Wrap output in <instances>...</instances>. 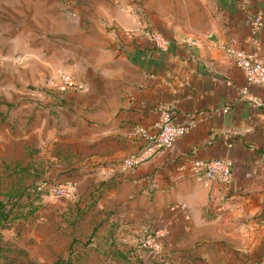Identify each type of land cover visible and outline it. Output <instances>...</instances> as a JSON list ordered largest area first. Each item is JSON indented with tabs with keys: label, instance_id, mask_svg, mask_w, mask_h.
I'll use <instances>...</instances> for the list:
<instances>
[{
	"label": "crops",
	"instance_id": "obj_1",
	"mask_svg": "<svg viewBox=\"0 0 264 264\" xmlns=\"http://www.w3.org/2000/svg\"><path fill=\"white\" fill-rule=\"evenodd\" d=\"M67 1L74 27L58 37L67 43L59 58L84 89H26L53 102L25 106L48 147L41 158L54 169L74 162L55 178L74 179L82 166L92 203L128 205L132 218L122 222L163 231L181 261L264 264V88L247 83L226 50L264 61V0ZM152 29L199 43L162 50L145 36ZM163 111L193 126L169 147L142 149L137 129ZM130 155L136 166H117ZM214 158L230 162L229 179L195 171L194 160Z\"/></svg>",
	"mask_w": 264,
	"mask_h": 264
},
{
	"label": "rangeland",
	"instance_id": "obj_2",
	"mask_svg": "<svg viewBox=\"0 0 264 264\" xmlns=\"http://www.w3.org/2000/svg\"><path fill=\"white\" fill-rule=\"evenodd\" d=\"M70 8L67 0H0V199L28 187L47 192L23 221L0 228V264H49L60 256L75 264H144L147 259L177 264L175 244L162 239L153 248L144 241L153 229L122 222L132 218L128 205L92 203L94 194L83 192L89 181L82 166L74 179H55L74 162H59L63 167L54 169L50 159L41 158L48 147L39 141L34 110L25 106L48 110L53 102L30 97L33 91L22 86L30 82L40 93H50L52 76L67 70L59 58L67 43L58 37L73 30L67 22ZM48 128L44 126V133ZM58 180L73 181L74 193L53 195L51 187ZM102 183L97 188L104 192Z\"/></svg>",
	"mask_w": 264,
	"mask_h": 264
},
{
	"label": "built area",
	"instance_id": "obj_3",
	"mask_svg": "<svg viewBox=\"0 0 264 264\" xmlns=\"http://www.w3.org/2000/svg\"><path fill=\"white\" fill-rule=\"evenodd\" d=\"M255 21L260 24V17H256ZM146 38L155 47L166 50L171 44H186L189 46H196L199 41L192 35H184L181 37L169 36L158 29L147 31ZM228 53L235 55L236 62L241 69L243 76L247 83L257 84L264 88V61L257 57L254 52L239 49L234 46H227ZM51 88L56 92L63 93L68 90L81 91L84 89V83L78 79L73 72L68 70H57L52 76ZM193 126L190 123H182L176 121L172 114L168 111L161 113L160 119L150 127H139L137 129V136L142 141V149H147L152 146L169 147L177 139L184 136ZM137 155L127 156L117 162L120 168H129L138 162ZM193 167L199 175L205 179L220 177L222 179H229L232 173L231 164L227 159L214 158L211 160H194ZM75 191V183L73 181H61L52 187V193L55 196L71 195ZM145 229H148L145 228ZM151 234L145 238V243L153 248L159 247V240H162L163 231L153 229Z\"/></svg>",
	"mask_w": 264,
	"mask_h": 264
},
{
	"label": "trees",
	"instance_id": "obj_4",
	"mask_svg": "<svg viewBox=\"0 0 264 264\" xmlns=\"http://www.w3.org/2000/svg\"><path fill=\"white\" fill-rule=\"evenodd\" d=\"M118 173L112 175L110 178H117ZM57 179V178H55ZM67 180H58L55 184ZM46 182V180L44 181ZM54 186V185H53ZM52 186V187H53ZM51 187V191H52ZM18 195H8L6 201L0 199V228L10 227L16 221H23L27 214L31 213L33 209L38 205L39 196L46 194V189L31 192L29 187L18 190ZM33 202V203H32ZM31 204L32 207L31 208ZM34 204V205H33ZM168 261L164 259H147L144 264H166ZM177 264H189L186 261L179 260ZM49 264H75V262L69 257H57Z\"/></svg>",
	"mask_w": 264,
	"mask_h": 264
},
{
	"label": "water",
	"instance_id": "obj_5",
	"mask_svg": "<svg viewBox=\"0 0 264 264\" xmlns=\"http://www.w3.org/2000/svg\"><path fill=\"white\" fill-rule=\"evenodd\" d=\"M25 89L34 90L35 86L31 83H27L23 86Z\"/></svg>",
	"mask_w": 264,
	"mask_h": 264
}]
</instances>
